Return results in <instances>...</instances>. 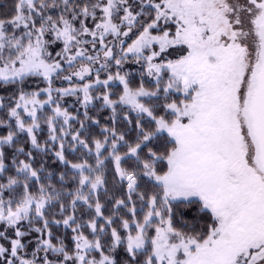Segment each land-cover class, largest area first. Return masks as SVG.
Returning a JSON list of instances; mask_svg holds the SVG:
<instances>
[{
	"label": "trees",
	"instance_id": "1",
	"mask_svg": "<svg viewBox=\"0 0 264 264\" xmlns=\"http://www.w3.org/2000/svg\"><path fill=\"white\" fill-rule=\"evenodd\" d=\"M110 1L115 7L109 21L118 33L102 41L92 39ZM161 1L0 0V65L40 41L42 49L54 48L50 62L61 66L51 79L27 75L0 81V207L14 209L29 198L44 200L42 208L32 206L17 222H0V264H80L83 244L87 249L81 264L104 258L105 264H158L153 240L160 222L149 215L155 213L154 201L161 202L164 187L146 173L165 175L176 145L155 121L119 100L125 88L154 92V97L140 100L142 106L155 119L171 124L175 116L166 106L184 99L148 76L147 61L156 46L138 56L126 53L155 21L153 4ZM127 13L135 17L131 24L125 22ZM61 29L71 30L69 46L59 36ZM173 30V24L158 22L149 33L159 36ZM78 48L83 57L74 56ZM93 81L86 91L79 89ZM41 90L53 93L51 106L46 104L48 95L36 97ZM34 97L40 107L25 117L23 101ZM55 109L64 116H56ZM98 178V188L92 191ZM162 207L172 239L199 245L216 225L200 199L170 201ZM139 230L144 243L130 248L129 239ZM185 258L177 249L175 264Z\"/></svg>",
	"mask_w": 264,
	"mask_h": 264
},
{
	"label": "rangeland",
	"instance_id": "2",
	"mask_svg": "<svg viewBox=\"0 0 264 264\" xmlns=\"http://www.w3.org/2000/svg\"><path fill=\"white\" fill-rule=\"evenodd\" d=\"M23 1L32 3L34 0ZM153 6L155 21L131 43L126 53L138 56L143 50L156 46L157 50L151 52L147 61L148 76L155 82L162 80L166 92L179 94L184 99L179 104L166 106L175 116L171 124L155 119L142 106L140 100L154 97V92L125 88L119 103L155 121L160 131L176 145L169 156V170L165 175L151 177L146 173L164 187L161 202L154 201V209L150 208L155 213L149 218L152 215L160 222L153 240L154 257L158 264H175V254L181 248L186 257L182 264H264V184L254 176L251 147L239 114L235 112L237 98L244 91L253 63L249 35L243 33L246 9L241 6L248 7V4L246 0H163ZM114 7V1H110L104 9L105 21L92 31V39L102 41L107 34L117 35L116 27L109 21ZM124 18L131 24L135 17L127 13ZM158 22L173 24L172 34L166 31L159 36L151 35L149 28L157 26ZM71 35V30L59 31L66 46L73 40ZM1 41L0 29V49ZM38 43L26 47L11 62L0 65V81L19 80L27 75L53 78L61 70L58 62H50L54 48L44 50L41 42ZM82 53L83 49L78 48L74 56ZM64 79L70 80L69 77ZM94 84V81L84 83L79 89L86 91ZM40 94L48 95L46 104L51 106L53 93L41 90L36 92V97ZM36 97L23 101L25 117L34 116L40 107ZM107 105L111 104L107 102ZM55 113L64 116L61 109H55ZM51 121L49 125L54 128ZM127 178L130 182L131 176ZM98 182L99 178L92 191L97 190ZM190 198L200 199L216 221L209 238L199 245L190 240L172 239L169 224L164 221L162 205ZM43 202L42 198H29L14 209L0 207V222L13 224L32 206L42 208ZM260 227L256 231L249 229ZM143 243L139 230L132 234L128 246L135 248ZM86 249L87 244L80 246V264ZM106 261L104 258L89 264H105Z\"/></svg>",
	"mask_w": 264,
	"mask_h": 264
},
{
	"label": "water",
	"instance_id": "3",
	"mask_svg": "<svg viewBox=\"0 0 264 264\" xmlns=\"http://www.w3.org/2000/svg\"><path fill=\"white\" fill-rule=\"evenodd\" d=\"M256 6L260 13L253 25L258 49L244 87L240 117L251 147L255 174L264 184V2Z\"/></svg>",
	"mask_w": 264,
	"mask_h": 264
},
{
	"label": "flooded vegetation",
	"instance_id": "4",
	"mask_svg": "<svg viewBox=\"0 0 264 264\" xmlns=\"http://www.w3.org/2000/svg\"><path fill=\"white\" fill-rule=\"evenodd\" d=\"M248 7L241 6L243 9H246V21H245V28L243 29V33H247L249 35L248 39L250 41V45L253 48V61L256 56L257 52V39H256V28L253 25V22L258 17L260 13V9L256 6L257 3L264 2V0H246ZM243 97V92L241 96L237 98L238 107H236L235 112L239 114V122L242 125V119L240 117V105ZM237 120V119H236ZM247 146V151H248ZM250 148V147H249ZM247 153V152H246Z\"/></svg>",
	"mask_w": 264,
	"mask_h": 264
},
{
	"label": "crops",
	"instance_id": "5",
	"mask_svg": "<svg viewBox=\"0 0 264 264\" xmlns=\"http://www.w3.org/2000/svg\"><path fill=\"white\" fill-rule=\"evenodd\" d=\"M211 174L215 175L214 171H211ZM244 228H245V227H244ZM249 229H250L251 231H256V230L261 229V227H260V228H249ZM262 232H263V231H262ZM260 235H261V234H260ZM260 235H259V236H260ZM259 236H258V237H259ZM258 237H257V238H258ZM257 238H256V239H257Z\"/></svg>",
	"mask_w": 264,
	"mask_h": 264
}]
</instances>
